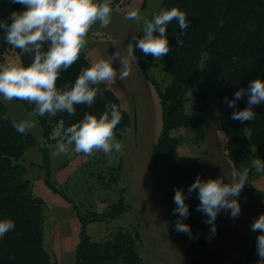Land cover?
I'll return each mask as SVG.
<instances>
[{"label": "rangeland", "instance_id": "374dc122", "mask_svg": "<svg viewBox=\"0 0 264 264\" xmlns=\"http://www.w3.org/2000/svg\"><path fill=\"white\" fill-rule=\"evenodd\" d=\"M162 1L128 0L112 7L109 26L101 28L97 21L86 34L84 50L90 63L115 51L132 59L128 57V44L135 45L131 37L141 35L143 23L126 19V13L137 9L151 18ZM134 55L136 64L133 63L127 77L117 80L113 87L103 81L130 116L128 127L118 139L124 145L118 153H76L71 150L73 145L68 152L57 154L58 145L64 142L57 138L58 131L54 130L47 140L37 117L27 109L29 102L16 98L6 101L0 96L12 120L33 122V127L26 131L36 144L26 148L20 163L26 168L31 194L46 204L43 246L53 264H74L82 231L92 240H100L120 228L131 232L142 264H256L257 258L248 260L247 252L256 249L258 232L250 229L252 219L264 213V172L248 174L247 184L238 197L239 216L233 219L221 211L215 220L214 235L198 230L190 238L187 233L177 232L171 179L161 166L155 169L153 165V149L162 127L159 91H163L169 78L161 69L160 59L150 61L135 47ZM9 61L20 63L12 52L5 54L0 63ZM113 66L118 69L119 63ZM205 107L204 124L171 132L181 137L179 161L184 165L192 163L188 181L178 183L185 192L197 174L202 179L223 176L224 182H230L233 171L242 172L233 167L226 154L227 138L220 126L217 100L209 95ZM190 197L195 198V192ZM117 203L122 205L119 214L87 224L80 219L88 211L102 213Z\"/></svg>", "mask_w": 264, "mask_h": 264}, {"label": "trees", "instance_id": "16d2710c", "mask_svg": "<svg viewBox=\"0 0 264 264\" xmlns=\"http://www.w3.org/2000/svg\"><path fill=\"white\" fill-rule=\"evenodd\" d=\"M126 2L128 0H112L111 7ZM23 7L11 0H0V19H7L11 11ZM171 7L183 10L191 24L180 42H177L180 28L175 19L167 27L170 51L159 62L169 82L163 91H159L162 127L153 149V165L155 169L161 166L171 179L174 208V187L188 181L192 163L184 165L179 161L177 149L181 137L173 136L171 132L204 124L205 101L209 95L217 100L220 126L227 138L225 150L233 167L241 171L248 168V174L254 175L253 158L264 159V103L253 105L256 113L253 120L241 122L232 119L233 109L223 100L225 96L233 98L238 88H246L258 75L264 80V0H163L159 11ZM19 51L9 45L4 33L0 32V62L5 54L12 52L19 62L30 64L32 57L20 55ZM141 54L152 61L151 54ZM90 65L83 48L77 61L67 70H61L56 86L61 88L65 83L74 82L80 69ZM99 87L103 95L98 94L91 107L76 104L73 115L65 111L37 117L44 137L50 140L51 133L56 130L57 138L65 141L64 128L82 120L86 112L98 116L105 111L106 104L115 102L122 114L114 129V135L119 139L130 123V116L121 109L119 99L105 83L100 82ZM246 99L237 101V109L246 106ZM34 108L31 103L27 105L31 112ZM17 122L8 116L6 106L0 101V218L15 221V229L0 239V264H53L43 246L46 204L42 198L31 194L29 181L25 178L26 168L20 163L26 148L36 142L28 131L24 134L16 131L13 125ZM186 203L190 214L184 222L192 233L200 230L210 235L209 226L204 222L206 217L196 210L198 199L189 197ZM109 208L102 213L88 211L80 219L86 224L104 220L121 213L122 205L117 203ZM82 232L74 264H142L131 232L120 228L100 240H92ZM197 239L201 240L200 237ZM253 258L258 259L256 249L250 248L247 259Z\"/></svg>", "mask_w": 264, "mask_h": 264}, {"label": "clouds", "instance_id": "9594fccd", "mask_svg": "<svg viewBox=\"0 0 264 264\" xmlns=\"http://www.w3.org/2000/svg\"><path fill=\"white\" fill-rule=\"evenodd\" d=\"M20 4L22 10H13L7 19H0V32L5 41L15 48L19 54L32 57L31 63L24 65L9 61L0 63V96L6 101L14 98L27 101L35 106L31 113L34 117H42L46 113L54 116L57 112H76L74 105L86 104L91 107L98 94L103 95L100 82L107 81L113 87L117 80L130 74L137 57L134 47L144 55L159 60L169 53L168 25L175 19L180 28L177 42L188 29L191 21L178 7L162 8L151 18L143 16L139 10L126 13V19L142 22V35H132L128 44V57H121L115 51L106 58L101 57L88 67L80 69L74 82L65 83L61 88L56 80L61 70H67L80 56L86 46V34L90 27L99 22L106 28L112 21V0H11ZM46 46V47H45ZM119 63V68L114 63ZM136 64V63H135ZM247 97L246 106L237 109V101ZM229 108L233 109L232 119L241 122L251 121L256 116L253 105L264 103V80L254 78L247 87H240L233 98L223 97ZM122 119L121 111L115 102L105 105V111L98 116L86 112L83 119L63 129L64 142H61L56 153L69 151V146L76 153L92 155L94 150L104 153L120 152L124 145L114 135V129ZM13 127L21 134L33 127L31 120L17 122ZM257 172H264V159L256 156L252 160ZM248 168L239 174L232 172L230 182H224L223 176L202 179L197 174L194 182L187 186L174 187L173 214H178L175 221L177 232L187 233L193 237L190 226L184 222L189 216L186 200L195 192L199 203L196 210L206 217L205 223L209 231L216 233L215 220L221 211H226L231 218H237L241 212L238 197L248 177ZM15 229V221L11 218H0V239L6 232ZM256 236V264H264V213L254 217L250 224Z\"/></svg>", "mask_w": 264, "mask_h": 264}]
</instances>
